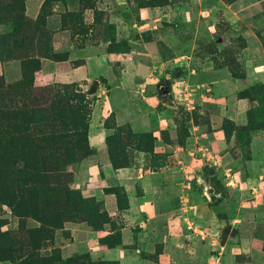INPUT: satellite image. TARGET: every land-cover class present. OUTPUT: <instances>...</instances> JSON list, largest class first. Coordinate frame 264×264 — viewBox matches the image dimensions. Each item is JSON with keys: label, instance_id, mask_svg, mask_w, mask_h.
Returning a JSON list of instances; mask_svg holds the SVG:
<instances>
[{"label": "rangeland", "instance_id": "374dc122", "mask_svg": "<svg viewBox=\"0 0 264 264\" xmlns=\"http://www.w3.org/2000/svg\"><path fill=\"white\" fill-rule=\"evenodd\" d=\"M44 1L26 0L32 26ZM50 10L45 33H39L47 54L38 71H25L12 58L0 61V111L14 112L8 124L20 125L35 102H44L46 90L67 88V100L84 110L70 119L88 128V139L81 149L72 144L73 163L61 153L58 162L70 175L71 188L105 212L109 223L99 230L75 217L65 229H52L53 237H41L39 200L30 190L14 208L0 204V235L41 246V259L88 252L95 262H119L106 257L108 247L101 243L113 238L122 244L114 249L139 250L142 259L156 264H264V215L258 214L264 207V0H57ZM121 54L142 60L120 68L115 61ZM106 55L118 77L129 75L124 86L132 92L131 106L121 102L120 91L114 100L126 119L131 110L130 123L118 125V114L109 109L108 80H87L86 58ZM128 68L134 71L126 73ZM35 90L45 98L33 99ZM103 105L106 139L116 132L114 125L129 126L152 134L153 153L126 141L129 166L115 170L107 144L98 151L90 143L95 110ZM35 118L32 141L46 133L47 114ZM143 121L148 127H141ZM17 137L0 135L6 148ZM198 144L218 152V159L198 151L191 156ZM15 145L24 148L20 141ZM46 146L39 151L52 155ZM143 202L171 217L149 222L147 214L135 215L133 208ZM237 216L242 220L236 222ZM143 223L156 230L155 237L143 238ZM18 239L0 241V264L29 263L22 257L27 249L13 251L11 240Z\"/></svg>", "mask_w": 264, "mask_h": 264}, {"label": "trees", "instance_id": "16d2710c", "mask_svg": "<svg viewBox=\"0 0 264 264\" xmlns=\"http://www.w3.org/2000/svg\"><path fill=\"white\" fill-rule=\"evenodd\" d=\"M55 1L57 0L44 1L41 13L35 25L32 26L25 14L26 0H0V28L7 29L6 32L0 33V61L12 58L21 61L25 71H38L40 59L47 54V45L42 43L39 33H45L44 20L52 15L50 7ZM9 90L6 87L5 91L9 92ZM66 90L67 88L46 90L44 92L47 94L46 98L45 95L40 96L38 90L33 91V99L41 97L45 100L42 104H39L41 102L38 101L35 102L32 105L34 107L31 106L27 110V117H22L21 120L13 117L19 120L18 122H22L20 125L19 123L8 124V116L15 115L14 112L4 114L0 111V115L3 116V118L0 117V135L9 137L11 133H18L17 140L6 143L8 148L4 147L5 143L3 139H0V204L14 208L20 199L22 202L26 200L28 191L34 190L41 209L38 218L41 224L39 232L44 238L53 237L52 232L55 229H65V225L74 221L75 217H79V220L99 230L109 223L105 212L101 211L97 205L86 204L87 201L82 193L71 188L72 179L66 171L63 172L58 162L61 156L58 157L56 154L61 153L73 163L75 154L72 149L75 147L72 144L75 142L78 145L77 149H81L83 147L81 142L88 139V128L70 119L73 113L79 112V110L84 112V110L74 106L76 100L72 98L67 100ZM44 113L47 114V125L44 130L46 133L41 139L32 141L29 137L33 136L37 128L36 123L34 126L31 121L35 122V117ZM24 119L25 125L22 121ZM114 126H117L115 132L117 134L115 136L114 133L107 138L106 144L111 165L115 170L129 166L125 157V147L128 146L126 141L135 142L136 149L140 152L153 153L156 140L151 133L139 134L133 132L129 126ZM105 127L108 128L107 122ZM12 139H16V137ZM19 141L24 144L23 149H18L15 145ZM41 144H46V148L49 147L55 152L48 155L43 150L39 151L38 148ZM88 146L89 142H86V147ZM73 211L78 215H74ZM50 212H57L59 216L49 219L47 216ZM3 224L0 220V227ZM21 229L27 230L25 222H21ZM10 235L9 233L0 235V241H8L9 237L11 239L19 238L17 241L11 240V246L15 252L19 249H27L22 255V257H26V261L29 260L27 264H120L119 262H95L90 253L68 258L41 259V256L38 255L41 246H34L31 241L25 242L21 240L24 238L15 235L11 237ZM101 243L111 249L122 246L121 242L117 243L113 238L103 239ZM0 261H4L1 256Z\"/></svg>", "mask_w": 264, "mask_h": 264}, {"label": "crops", "instance_id": "0c3cea01", "mask_svg": "<svg viewBox=\"0 0 264 264\" xmlns=\"http://www.w3.org/2000/svg\"><path fill=\"white\" fill-rule=\"evenodd\" d=\"M126 57L127 56L124 54L116 56L117 60L115 62L120 63V68H124V67L127 68L128 67L127 62H132V63L134 62L133 64H131V66L133 67L136 65V63H140V61L142 60V58H140V57H138L136 60H127ZM66 62H67V60H63V63H66ZM85 62H86L85 63L86 67L88 69L87 80H89V81L98 80L101 77H104L105 79L108 80V84L111 86L110 97H109L110 100L108 102L110 104L109 109L115 111L118 114V119H117L118 125H121L123 123H130L131 122L130 114L132 113L131 110L127 109L129 115L126 119V117L123 116V111H120L118 106L115 105V100H114V95H115L116 91H118V92L120 91V95H118V96H119V99H121V102L126 104L129 107L131 106V102L128 101V98L130 99L132 97V92L130 90H127L126 87L124 86L125 85L124 80L127 79V77H129V75H122L121 74L118 77L115 70H114V64L115 63L110 59V57L108 55L103 56V57L102 56H100V57L90 56V57L86 58ZM91 71H92V73H91ZM124 71H126V73H127V72H132L134 70L133 69L130 70L128 68V70L125 69ZM110 76H113L116 79L115 82H119V83L114 84V82L110 80ZM120 77H123L124 79H122ZM122 80H123V82H122ZM107 99H108V97H107ZM106 107L107 106L103 105L100 108L99 107L96 108V110H95V113H97L96 118L95 119L93 118V121H92L90 143H91V146H93L98 151H99V148L102 147L103 145L106 146V137H107L108 131H109L105 127V122H104L105 120H104V115H103V113H104L103 111H105ZM118 111H120V112H118ZM122 120H124V121H122ZM148 125H149V123H147L146 121H143L141 123L142 128H146V127H148ZM157 126L161 127L160 122L157 124ZM148 130H150V129L148 128ZM202 149H204L203 146H200V144H198L194 148V151L190 152L189 154L191 156H193L194 155L193 153L195 151H198L199 154L203 155L202 151H201ZM176 151L177 152L183 151V148H181V147L177 148ZM215 152L216 151H214L212 153L214 155H218V152L217 153H215ZM95 163H98V162H95ZM108 166H109V164H108ZM109 167H111V165ZM109 167H106V169H105V171L107 173L112 171L111 168H109ZM259 183H261V182H259ZM148 209H149V211H148ZM133 211L136 213L135 215H141L142 216L143 214H147V216H148L147 221H149V222L150 221L156 222L158 220L163 222L165 219H169L171 217V215H170L171 213L159 212L158 209L154 206V204L151 205L150 203L147 204L146 202L139 204L138 207H134ZM258 214L264 215V207L262 208V210H260L258 212ZM241 220H242L241 217L237 216L235 221L237 222V221H241ZM143 225L145 227L142 230L143 234L141 233L143 238L155 237L156 230H151L147 224L143 223ZM242 244L249 245L250 242L244 241V242H242ZM108 251H113V252H109L111 254H107ZM140 253L141 252L139 250H129L128 248H122L119 250L106 248V250H105L106 257L109 260H117V261L119 260V262L121 264H156V263L149 262V261L142 259Z\"/></svg>", "mask_w": 264, "mask_h": 264}, {"label": "built area", "instance_id": "2783aa9c", "mask_svg": "<svg viewBox=\"0 0 264 264\" xmlns=\"http://www.w3.org/2000/svg\"><path fill=\"white\" fill-rule=\"evenodd\" d=\"M201 151H202V154H203L204 157H206V154L209 155V157H214L215 156V155H212V153L210 154V152L207 149H202ZM217 157H219V156H216L214 158L218 159ZM208 159L210 160L211 158H208ZM215 162H216V160H215ZM228 175H229L228 177H230V174H228ZM229 182H231V184L233 186L234 185L236 186V182L234 183V180H230ZM208 264H219V261L218 260H213V261H211Z\"/></svg>", "mask_w": 264, "mask_h": 264}]
</instances>
